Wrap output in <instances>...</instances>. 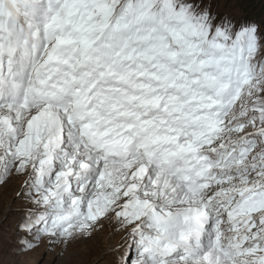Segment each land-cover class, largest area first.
Returning a JSON list of instances; mask_svg holds the SVG:
<instances>
[{"label": "snow or ice", "instance_id": "snow-or-ice-1", "mask_svg": "<svg viewBox=\"0 0 264 264\" xmlns=\"http://www.w3.org/2000/svg\"><path fill=\"white\" fill-rule=\"evenodd\" d=\"M105 232L93 264H264V0H0V264Z\"/></svg>", "mask_w": 264, "mask_h": 264}, {"label": "rangeland", "instance_id": "rangeland-1", "mask_svg": "<svg viewBox=\"0 0 264 264\" xmlns=\"http://www.w3.org/2000/svg\"><path fill=\"white\" fill-rule=\"evenodd\" d=\"M254 18L259 21L261 19L260 16V10L259 7H257L255 13H254ZM15 183V182H13ZM107 237V233H101L99 237L95 241V247H90L89 251L83 256L84 264H93V261L97 258V256L100 254V251L103 249L105 246V238ZM120 237L119 235H113L111 238V244L115 246V244L119 241ZM84 245H80L79 249H83ZM77 249V250H79ZM69 251H73V249H70ZM52 257L48 256L47 260H51Z\"/></svg>", "mask_w": 264, "mask_h": 264}]
</instances>
